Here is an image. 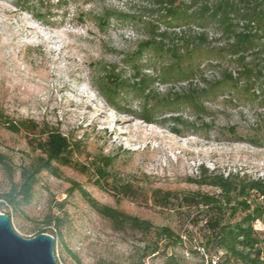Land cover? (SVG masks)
I'll list each match as a JSON object with an SVG mask.
<instances>
[{
    "label": "rangeland",
    "instance_id": "rangeland-1",
    "mask_svg": "<svg viewBox=\"0 0 264 264\" xmlns=\"http://www.w3.org/2000/svg\"><path fill=\"white\" fill-rule=\"evenodd\" d=\"M145 1L66 0V5L58 7L57 0H31L23 8L16 4L18 0H0V152L15 166L39 154L32 151L24 132L9 130L6 118L58 129L79 143L82 153L75 158L76 167L59 168V178L42 173L28 206L17 212L6 207L0 210L9 212L13 230L23 238L53 231L57 264H135L143 247L140 236L114 232L73 190L76 185L101 205L180 235L183 244L167 249V257L179 264H204L198 221L205 214L181 198L197 191L209 195L219 191L189 181L200 175L201 167L224 176L264 178V101L258 85L247 95L241 90L243 81L239 90L221 85L215 94L201 97L202 110L172 106L150 120L138 114L145 103L140 96L124 92L114 106L100 92L110 66L124 78L130 77L123 57L135 51L145 33L132 23L112 19L102 28L94 21L106 9L137 13ZM48 10V17L36 16ZM192 31L202 30L193 25ZM205 32L209 41L217 40L212 47L226 45L213 27ZM140 63L143 73L154 78L147 94L159 97L208 89L227 67L235 75L225 52L202 57L201 73L188 81L162 78L167 59L150 54ZM215 63L219 67H212ZM171 117H180L182 123L176 124ZM100 156L109 158L110 166L97 185L91 163ZM82 167L90 170L83 172ZM7 189L0 168V195ZM157 191L169 192L173 198L161 205L154 198ZM242 215L239 212L233 221ZM53 217L61 219L56 232L53 225L47 226ZM254 229L263 231L264 227L256 222ZM166 256L150 257L145 264H165Z\"/></svg>",
    "mask_w": 264,
    "mask_h": 264
},
{
    "label": "trees",
    "instance_id": "trees-1",
    "mask_svg": "<svg viewBox=\"0 0 264 264\" xmlns=\"http://www.w3.org/2000/svg\"><path fill=\"white\" fill-rule=\"evenodd\" d=\"M18 1L16 4L25 8L31 0ZM66 4V0H57L58 7ZM49 15V10L36 14L42 19ZM112 19L135 24L142 28L145 35L138 41L135 51L123 57L122 62L131 70L129 78H124L114 66L104 69L106 73L99 90L109 104L118 106L120 100H116L124 92L127 95H138L145 101L138 114H142L145 120H150L156 118L155 115L160 111L172 106L198 107L202 110L203 95L215 94L221 85L226 84L239 90L241 81L244 83L241 90L246 95L252 87L258 85L259 98L264 101V0H146L137 13L106 9L94 22L105 28ZM193 25L202 31H192ZM210 26L216 31L219 40H225L224 47H212V43L217 40H208L205 29ZM224 52L228 63L234 66L235 75L227 67L222 69L221 79L210 83L208 89L193 88L185 93L167 94L163 97L147 94L154 78L143 73L144 64L140 60L145 55L151 54L157 59L169 61L161 68L163 79L173 77L176 81H188L201 73L198 68L202 57L211 53L222 56ZM219 65L220 63H215L210 66ZM171 118L176 124L182 123L180 117ZM3 121L9 130L24 132L32 151L39 152L19 166L13 165L0 152V168L8 181L7 191L0 195V210L6 207L17 212L33 201L35 187L42 173L59 178V168L76 167L75 158L82 153L78 148L79 143L73 142L58 129L47 125L39 126L34 121L15 122L6 118ZM91 164L98 180L96 184L99 185L106 177L110 159L100 156ZM82 170L86 172L90 168L82 167ZM189 183L199 188L211 187L219 191L217 195L197 191L181 198L183 202L203 209L204 218L198 221L201 223L198 245L204 255L212 257L221 253L218 264H264V230L254 229L256 222L262 223L264 227V178L250 179L233 174L224 176L208 173L201 167L200 175ZM75 189L101 218L109 222L114 232L130 233L142 238L141 255L135 264H145L146 259L161 253L166 256L167 249L183 244L181 236L169 227H155L149 221L99 204L78 185L73 190ZM154 198L165 205L173 196L169 192L157 191ZM239 212L243 214L242 217L233 221ZM6 215L9 216V212ZM59 220V217L50 218L47 226L53 225L52 229L56 232ZM41 233L54 236L53 231L43 230ZM149 237L150 242L147 241ZM165 264L179 263L173 257L166 256Z\"/></svg>",
    "mask_w": 264,
    "mask_h": 264
},
{
    "label": "water",
    "instance_id": "water-1",
    "mask_svg": "<svg viewBox=\"0 0 264 264\" xmlns=\"http://www.w3.org/2000/svg\"><path fill=\"white\" fill-rule=\"evenodd\" d=\"M54 244L55 239L47 233L21 237L13 230L9 216L0 213V264H57Z\"/></svg>",
    "mask_w": 264,
    "mask_h": 264
},
{
    "label": "built area",
    "instance_id": "built-area-1",
    "mask_svg": "<svg viewBox=\"0 0 264 264\" xmlns=\"http://www.w3.org/2000/svg\"><path fill=\"white\" fill-rule=\"evenodd\" d=\"M220 256H221V253H219L218 255H214L212 257L206 256L204 264H218Z\"/></svg>",
    "mask_w": 264,
    "mask_h": 264
},
{
    "label": "bare ground",
    "instance_id": "bare-ground-1",
    "mask_svg": "<svg viewBox=\"0 0 264 264\" xmlns=\"http://www.w3.org/2000/svg\"><path fill=\"white\" fill-rule=\"evenodd\" d=\"M84 108H86V107H84Z\"/></svg>",
    "mask_w": 264,
    "mask_h": 264
}]
</instances>
